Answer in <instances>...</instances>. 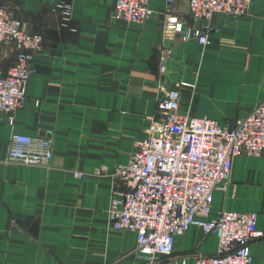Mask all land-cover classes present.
Wrapping results in <instances>:
<instances>
[{"label": "crops", "instance_id": "0c3cea01", "mask_svg": "<svg viewBox=\"0 0 264 264\" xmlns=\"http://www.w3.org/2000/svg\"><path fill=\"white\" fill-rule=\"evenodd\" d=\"M60 2L71 6L68 20ZM115 2L0 0L26 30L44 38L25 105L13 124L0 113V264H146L128 254L136 232L109 222L119 189L110 173L131 161L161 118V87L180 89L181 114L232 126L264 100V0H252L246 15L218 12L199 21L189 0H150L156 17L143 23L115 20ZM172 15L205 29L210 44L166 34ZM17 52L13 42L0 45V72L16 62ZM16 133L53 140L49 168L7 161ZM220 210L257 212L264 232V152L233 158L210 217ZM217 249V235L193 225L175 236L173 254L157 264H195L199 254ZM251 252V264H264V237L252 242Z\"/></svg>", "mask_w": 264, "mask_h": 264}, {"label": "built area", "instance_id": "2783aa9c", "mask_svg": "<svg viewBox=\"0 0 264 264\" xmlns=\"http://www.w3.org/2000/svg\"><path fill=\"white\" fill-rule=\"evenodd\" d=\"M172 0H170L171 2ZM252 0H189L195 21L218 12L246 15ZM57 7L68 20L71 6L60 2ZM115 20L143 23L156 17L150 0H116ZM166 34L181 33L186 40L210 44L208 32L194 24L185 26L177 15L169 16ZM15 43L16 62L0 72V113L9 114L15 122L16 110L22 108L27 84L37 74L34 56L43 46L39 33L26 30L18 18L11 16L0 3V45ZM161 71H166L163 58ZM182 87L191 86L182 82ZM157 101L161 118L151 128L150 136L127 165L117 167L111 176L118 180L109 208V222L118 230L137 234V244L128 254L157 264L175 249V236L191 226L200 227L206 235L218 237L213 255L199 254L195 264H251V244L264 237L259 229L257 212L220 210L215 218L213 201L216 189L230 180L233 158L239 154L259 157L264 152V100L232 126L212 118H196L180 113L181 91L161 87ZM53 140L14 134L7 161L28 167L49 168L53 159ZM78 178L85 173L74 171ZM185 259H183L184 262ZM170 264H178L172 260Z\"/></svg>", "mask_w": 264, "mask_h": 264}, {"label": "bare ground", "instance_id": "6f19581e", "mask_svg": "<svg viewBox=\"0 0 264 264\" xmlns=\"http://www.w3.org/2000/svg\"><path fill=\"white\" fill-rule=\"evenodd\" d=\"M7 9V8H6ZM8 11V10H7ZM9 13V12H8Z\"/></svg>", "mask_w": 264, "mask_h": 264}]
</instances>
